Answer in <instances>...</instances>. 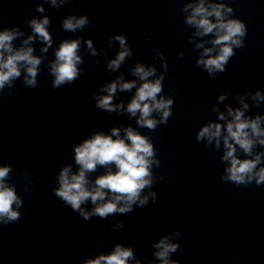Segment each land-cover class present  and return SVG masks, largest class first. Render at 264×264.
I'll return each instance as SVG.
<instances>
[{"label":"clouds","instance_id":"obj_1","mask_svg":"<svg viewBox=\"0 0 264 264\" xmlns=\"http://www.w3.org/2000/svg\"><path fill=\"white\" fill-rule=\"evenodd\" d=\"M68 2L43 0L36 5V12L46 13L44 4L59 10ZM181 12L184 24L193 29L188 42L199 50L195 67L205 71L211 79H217L219 74L228 70L227 65L236 55L235 50L245 47L246 24L235 18L234 9L226 0H186ZM50 23L48 15L33 16L27 21L31 29V34L27 35L18 26L0 29V94L5 88L13 89L14 82L21 78L24 87H37L40 65L54 43L49 31ZM88 25L87 15H68L61 20L62 29L66 32L75 33ZM18 39L21 43L16 46L14 42ZM36 41L42 45L41 55L35 54L33 45ZM116 42L119 49L106 64V70L112 73L119 72L126 59L134 55L124 34L109 37V47ZM146 42L151 45L150 38ZM82 44L91 56L98 55L91 38L64 39L55 48L54 59L48 61V71L53 77L52 88L72 85L80 78L82 69L78 66L84 63L80 55ZM153 51L154 59H159L164 71L158 74L154 65L137 61L130 69L135 79L125 80L121 73L92 93L94 107L110 114L135 118L136 127H112L110 134L95 131L72 146L75 170L73 164H66L59 170L53 193L84 221L93 217L107 219L116 214L127 215L135 208L143 209L150 201L155 203L157 200V192L151 191L157 181L153 169L159 168L161 161L157 158L152 139L141 134L137 128L154 132L158 126L166 125L173 114L174 99L162 94L167 60L158 49ZM183 55V52L179 53L181 58ZM133 89L134 95L126 105L123 100L114 102L118 92H132ZM230 95L238 106L224 104ZM262 103L264 91L259 89L234 95L231 91H224L211 106L216 119L208 120L197 131L196 141L204 143L205 148L222 149L219 157L224 165L220 176L222 182L245 187L253 183L264 185V150H257L264 149V114H249L252 107H259ZM221 104H224V110L218 107ZM98 168L105 171L94 180L90 179V174L97 172ZM12 171L10 164L0 165V225L15 223L21 218L19 209L23 206V199L17 194L15 185L8 183ZM27 175L25 173L26 179ZM159 179L163 180V176ZM146 189L149 191L144 194ZM89 202L92 205L90 210L84 207ZM113 227L114 230H123L125 224L117 221ZM177 237L182 238L178 229L160 236L149 245L153 250L152 264L155 261L159 264H180L178 260L171 259L174 253L183 252ZM130 261L141 264L135 246L116 243L108 254L85 258L81 264H129Z\"/></svg>","mask_w":264,"mask_h":264}]
</instances>
